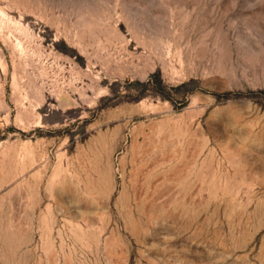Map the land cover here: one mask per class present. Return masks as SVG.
Masks as SVG:
<instances>
[{
  "label": "rangeland",
  "instance_id": "obj_1",
  "mask_svg": "<svg viewBox=\"0 0 264 264\" xmlns=\"http://www.w3.org/2000/svg\"><path fill=\"white\" fill-rule=\"evenodd\" d=\"M0 264H264V0H0Z\"/></svg>",
  "mask_w": 264,
  "mask_h": 264
}]
</instances>
